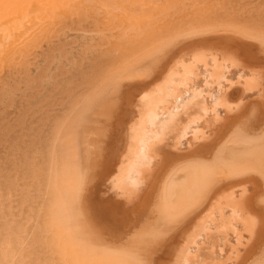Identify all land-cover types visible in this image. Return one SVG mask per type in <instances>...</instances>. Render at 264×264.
Returning a JSON list of instances; mask_svg holds the SVG:
<instances>
[{"label": "bare ground", "instance_id": "bare-ground-1", "mask_svg": "<svg viewBox=\"0 0 264 264\" xmlns=\"http://www.w3.org/2000/svg\"><path fill=\"white\" fill-rule=\"evenodd\" d=\"M0 264H264V0H0Z\"/></svg>", "mask_w": 264, "mask_h": 264}, {"label": "rangeland", "instance_id": "rangeland-1", "mask_svg": "<svg viewBox=\"0 0 264 264\" xmlns=\"http://www.w3.org/2000/svg\"><path fill=\"white\" fill-rule=\"evenodd\" d=\"M73 16L76 17L75 15H73ZM73 16H72V17H73ZM72 17H71V18H72ZM74 17H73V18H74ZM61 19H64V18H63V17H62V18L60 17L59 20H57V22H58V21H61ZM76 20H77V18H76ZM76 20H75V18H74V20H72V21H76ZM58 23H59V22H58ZM60 23H61V22H60ZM60 23H59V24H60ZM62 24H63V22H62ZM62 26H63V25H62ZM48 28H49V26L47 27V29H48Z\"/></svg>", "mask_w": 264, "mask_h": 264}]
</instances>
